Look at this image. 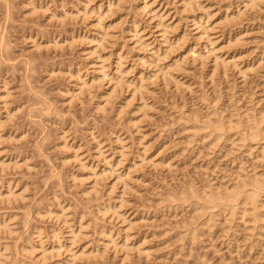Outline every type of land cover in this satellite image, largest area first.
<instances>
[{
    "label": "rangeland",
    "instance_id": "374dc122",
    "mask_svg": "<svg viewBox=\"0 0 264 264\" xmlns=\"http://www.w3.org/2000/svg\"><path fill=\"white\" fill-rule=\"evenodd\" d=\"M0 36V264H264V0H0Z\"/></svg>",
    "mask_w": 264,
    "mask_h": 264
},
{
    "label": "bare ground",
    "instance_id": "6f19581e",
    "mask_svg": "<svg viewBox=\"0 0 264 264\" xmlns=\"http://www.w3.org/2000/svg\"><path fill=\"white\" fill-rule=\"evenodd\" d=\"M1 37V36H0ZM209 124V123H208ZM222 125V124H221ZM218 127V126H217ZM252 128V127H251ZM250 129V128H249ZM259 131V130H258ZM250 132V134H251V136L250 137H252L254 134H256V131L255 130H250L249 131ZM261 133V132H260ZM253 139V138H252ZM250 178V177H249ZM249 180V182H247V180H246V183H243L242 182V185H238V186H236V187H233L232 189H230V190H226V192L224 191V193L223 194H218L217 192V195L215 196H212L213 194H204V196L203 197H200V198H202L203 199V202L205 203V204H203V205H209V204H212V202H219V203H225V204H227V205H231V203H232V201H237V199L242 195L243 196V198H242V201H243V203H251V204H253L254 205V201H253V199H254V197H256V194L254 193L256 190H258V189H260L259 187H261V185H260V181L255 177V176H253L251 179H248ZM244 181V180H243ZM245 182V181H244ZM240 183V182H239ZM246 186H248V187H250V188H252V191H254L253 193H251L252 191H250V193L251 194H249V192H247V194H243V189L246 187ZM234 188H236V189H234ZM249 189V188H248ZM247 189V190H248ZM246 190V189H245ZM257 192V191H256ZM222 193V192H221ZM190 195V194H189ZM251 195V196H250ZM195 197V196H194ZM202 199H201V201H199V202H201L202 203ZM240 200H241V198H240ZM211 202V203H210ZM256 203V202H255ZM202 205V207H204ZM233 205V204H232ZM250 205V204H249ZM232 207V206H231ZM236 207V206H235ZM206 209V208H205ZM234 209V208H233ZM243 210V209H242ZM203 212V211H202Z\"/></svg>",
    "mask_w": 264,
    "mask_h": 264
}]
</instances>
